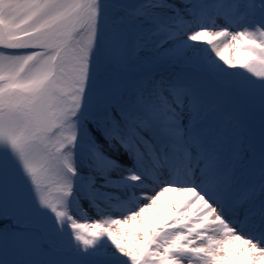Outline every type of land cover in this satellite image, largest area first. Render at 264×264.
<instances>
[{
    "label": "snow or ice",
    "instance_id": "obj_1",
    "mask_svg": "<svg viewBox=\"0 0 264 264\" xmlns=\"http://www.w3.org/2000/svg\"><path fill=\"white\" fill-rule=\"evenodd\" d=\"M184 260L264 264V0H0V264Z\"/></svg>",
    "mask_w": 264,
    "mask_h": 264
},
{
    "label": "bare ground",
    "instance_id": "obj_2",
    "mask_svg": "<svg viewBox=\"0 0 264 264\" xmlns=\"http://www.w3.org/2000/svg\"><path fill=\"white\" fill-rule=\"evenodd\" d=\"M214 30H219L214 29ZM236 52L230 51L226 53V55H231L235 60ZM232 70V69H229ZM156 191H160L157 187ZM154 194L151 189L145 190V192H137L131 194L129 197L130 203H126L123 205H118L115 202H112L113 209L119 212L127 211L128 208L134 207L136 204H142L144 202V197L146 195ZM189 193L187 192H162L159 195L157 203L154 204L151 208L147 209L142 216L138 217L135 221H128L126 224H123L120 230L117 233L125 234V230L127 233H136V232H150L153 228H159L164 226V224L168 223L169 217H175L177 215V210L181 208L184 201L189 197ZM139 198V199H137ZM195 205L193 208L189 210L188 217L191 218L193 212L195 211ZM94 213H90L89 216H86L87 220L91 223L93 222ZM79 219V218H78ZM80 221V219H79ZM139 225V226H137Z\"/></svg>",
    "mask_w": 264,
    "mask_h": 264
},
{
    "label": "rangeland",
    "instance_id": "obj_3",
    "mask_svg": "<svg viewBox=\"0 0 264 264\" xmlns=\"http://www.w3.org/2000/svg\"><path fill=\"white\" fill-rule=\"evenodd\" d=\"M232 51H234V53L236 52V50H234V49H233ZM239 55H241L239 52H237L236 55L234 54L235 58H237ZM229 71H233V72H242V70L239 69L238 67H237V68H234V69H232V70H229ZM253 79H255V78L253 77ZM88 216H89V215H88ZM78 218L80 219V221H81L82 223H91L89 220H87L86 216H85L84 214H82V213L78 214ZM117 235H118V236H124L125 234H123V233L121 232V233H117ZM149 238H150V237H149ZM218 238H220V237H218ZM145 240H146V238H144V237H141L139 240H133V233H130V232L127 233V242L130 243V244H132V243L141 244V243H144ZM130 241H131V242H130ZM240 243H241L240 241H236V242H235V245H233V247H235L236 245H239ZM5 258H6V259H12V258H20V257H13V256H11V255H8V256H6ZM182 264H189V262H188L187 260H184V261L182 262Z\"/></svg>",
    "mask_w": 264,
    "mask_h": 264
}]
</instances>
